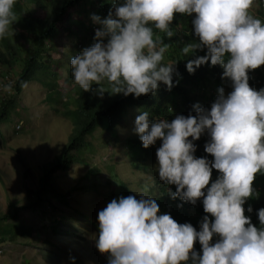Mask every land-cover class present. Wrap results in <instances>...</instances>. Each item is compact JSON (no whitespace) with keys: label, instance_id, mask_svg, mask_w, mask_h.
I'll return each instance as SVG.
<instances>
[{"label":"clouds","instance_id":"9594fccd","mask_svg":"<svg viewBox=\"0 0 264 264\" xmlns=\"http://www.w3.org/2000/svg\"><path fill=\"white\" fill-rule=\"evenodd\" d=\"M111 2L104 18L91 14L99 25L94 42L70 57L73 82L81 89L96 83L102 93V80L112 93L125 96L153 92L158 82L171 89L179 73L175 62H162L168 45L154 38L153 29L172 37L174 13L192 17L196 41L182 51L194 59L187 61L186 70L192 73L206 61L219 64L225 87L213 92L210 107L194 103L187 116L150 120L141 111L133 121L132 131L143 147L160 140L155 169L163 184L175 185V191L168 189L169 197L193 205L200 200L205 214L198 230L160 212L154 197L130 194L112 198L98 210L95 247L108 254L107 264H264V207L256 210L259 227L245 215L252 212L251 205L244 207L254 193V174L264 173V86L254 87L248 75L264 64V22L253 15L264 11V0ZM15 3L0 0V37L15 21ZM201 48L205 54L195 55L193 50ZM26 85L20 82L22 88ZM205 133L203 150L211 159L194 156V141ZM212 169L218 174L209 183ZM69 259L74 264L75 257Z\"/></svg>","mask_w":264,"mask_h":264},{"label":"trees","instance_id":"16d2710c","mask_svg":"<svg viewBox=\"0 0 264 264\" xmlns=\"http://www.w3.org/2000/svg\"><path fill=\"white\" fill-rule=\"evenodd\" d=\"M87 3L93 4L90 12L85 11L84 6ZM111 8V0H16L13 5L15 21L9 27L7 35L0 37V75L3 78L2 84L9 85L7 91L0 90V141L4 139V129L14 118L13 113L18 98L24 92L25 87L20 86L21 81H26L27 84L37 81L45 87L44 101L65 119L69 127V135L61 152L42 167L36 185L29 188L26 205L20 206L16 201L9 199L6 211L0 210V243L15 241L19 232H24L25 228L18 222L20 211L24 209H31L38 215L47 217L46 229L50 227L52 230L71 234V231L63 225L75 216L86 218L98 230L97 215L95 213L89 215L73 206L68 199L69 194L55 184V172L67 170L77 160L83 158L88 150H92L91 140L95 138V133L100 128L115 135L116 128L121 124V119L128 109L138 108L139 113L147 111L150 120L165 118L170 121L177 114L187 116L192 111L194 103L198 102L204 107H210L215 99L213 92H217L218 87H225L223 82L225 78H221L223 69L219 64L210 65L206 61L196 67L192 73L186 70L187 61L194 59L192 53L185 54L182 51L184 46L196 41V37L192 34V17L174 13L170 25L173 31L172 37H167L163 32L153 29L154 38L159 36L168 45L162 62H175V68L179 73L173 76L174 85L171 89H168L163 82H158V87L153 92L141 94L139 97L134 94L125 96L123 93H112L106 80L100 82L101 87L106 89L102 93L98 91L96 83L91 84L87 91L81 89L73 82L69 65L70 57L75 56L80 48L90 46L94 42V30L99 25L93 23L89 13L104 18ZM256 14L255 17L264 22V11L257 10ZM83 15L90 17L85 21ZM65 36L76 37L77 41L73 46H62L63 49L59 51L60 43L64 41ZM193 51L195 55L205 54L203 48ZM263 71L264 64L248 72L249 81L257 89L264 86ZM230 89L231 86L227 88V92ZM207 139L205 133L194 141L197 145L194 156L212 158L211 154L203 150ZM124 144L131 148L135 167L153 174L148 183L143 185L145 190L143 194L156 199L160 212H168L178 223L187 221L198 230L197 222L205 214L200 200L198 199L193 205L181 201L178 197L170 198L168 189L175 191V185H165L158 177L155 169V150L159 147L160 140L157 139L153 145L145 148L135 134ZM105 169L110 172V178L107 180L99 177ZM105 169L101 170L99 167L90 169L89 174H96L98 179L96 178L97 181L92 185H83L81 189L88 193L92 190L97 191L108 200L130 194L139 198L140 195L134 194L135 189H132V184L123 180H118L117 189L113 187V190L103 192L100 188L105 184H112L113 179H117L112 166H107ZM217 174L218 170L212 169L209 183ZM23 176L25 179L28 178L27 170ZM252 187L254 193L246 198L244 205L246 209L250 204L252 212L245 211V215H249L251 223L259 227L256 210L264 207V173L254 174ZM178 204L181 206L177 207ZM30 229L26 230L29 232ZM34 234L55 246V243L45 238L41 231H35ZM193 247L199 252L197 242L194 241ZM94 249L97 250L96 247ZM103 254L107 263L108 254ZM70 257H75L74 264H84L75 255Z\"/></svg>","mask_w":264,"mask_h":264},{"label":"rangeland","instance_id":"374dc122","mask_svg":"<svg viewBox=\"0 0 264 264\" xmlns=\"http://www.w3.org/2000/svg\"><path fill=\"white\" fill-rule=\"evenodd\" d=\"M92 6V3H87L85 11L90 12ZM89 15H83V19L87 21ZM253 15L256 16V10ZM64 41L60 43L59 51L63 49L62 46H73L77 38L65 36ZM81 49L83 47L79 51ZM2 81L0 75V90L4 91ZM45 94L43 85L37 81L29 82L18 98L14 118L4 129V139L0 141V210L3 212L7 209L9 199L20 206L26 205L28 190L36 185L42 167L61 152L68 139L67 122L44 101ZM138 114V108L128 109L115 135L100 128L91 140L92 150H88L83 158L67 170L55 172V184L69 194L68 199L73 206L89 215H97L98 210L109 201L97 191L88 193L81 189L83 185H92L97 181L96 174H89L90 169L95 167L103 170L112 166L117 175L112 184L100 188L103 192L113 190V187L117 189L118 180H123L132 184L134 194L144 193L143 185L148 183L153 174L135 167L131 148L124 144L135 135L132 128ZM26 170L27 179L23 176ZM105 171L100 173V179L110 178V172ZM47 220V217L31 209L21 210L18 222L25 230L19 232L17 240L0 243V264H71V255H75L84 264H107L105 255L94 249L97 229L86 218L73 216L65 222L63 227L71 231V234L50 227L46 229ZM29 228L31 231L28 232L26 229ZM35 231H41L55 246L39 239Z\"/></svg>","mask_w":264,"mask_h":264}]
</instances>
